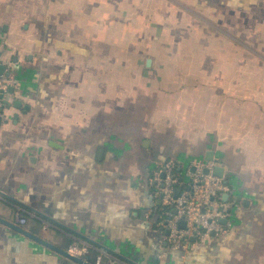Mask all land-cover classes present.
Listing matches in <instances>:
<instances>
[{"label":"crops","instance_id":"obj_1","mask_svg":"<svg viewBox=\"0 0 264 264\" xmlns=\"http://www.w3.org/2000/svg\"><path fill=\"white\" fill-rule=\"evenodd\" d=\"M0 58V218L123 264H264V0H0ZM210 151L228 232L173 250L151 174ZM0 264L78 263L0 223Z\"/></svg>","mask_w":264,"mask_h":264},{"label":"built area","instance_id":"obj_2","mask_svg":"<svg viewBox=\"0 0 264 264\" xmlns=\"http://www.w3.org/2000/svg\"><path fill=\"white\" fill-rule=\"evenodd\" d=\"M0 65L12 73L13 64L10 59L0 58ZM17 86L16 80L0 75V117L6 120L4 108L10 88ZM218 166L216 161H193L186 169H180L178 164L168 161L158 167L150 178L154 196L163 206V228L169 232L168 245L171 249H186L192 244L191 239L202 241L216 236L226 235L228 230L220 222L223 211H220L224 195L229 193V187L224 178L215 174ZM177 169V170H176ZM177 190L180 193L176 196ZM19 226L28 224V219L19 217ZM181 223L185 226L181 227ZM96 252L93 264H123L116 256L109 254L103 248L95 247L79 239L69 246L68 254L88 262L92 251Z\"/></svg>","mask_w":264,"mask_h":264},{"label":"water","instance_id":"obj_3","mask_svg":"<svg viewBox=\"0 0 264 264\" xmlns=\"http://www.w3.org/2000/svg\"><path fill=\"white\" fill-rule=\"evenodd\" d=\"M147 66L150 67L151 64H152V60L151 59H148L147 62H146ZM6 66L4 65H0V75H6V76H10L12 73L11 72H8L6 70ZM9 93L10 94H13L14 93V89L13 88H10L9 90ZM7 103V102H6ZM21 105V102L17 101L15 103V106L16 107H19ZM1 117H0V125H1ZM205 160L206 161H213L214 160V153L213 152H207L206 154V157H205ZM215 174L216 176L220 177V178H225V168L223 166H216L215 168ZM180 193V190H177L176 192V196ZM224 200H227L229 198V195L228 194H225L224 195ZM224 209L221 208L220 211H223ZM222 224H227L228 220L227 219H221L220 221ZM0 223L13 229V230H16L18 231L19 233L23 234L24 236L28 237V238H31L32 240L36 241V242H39L41 244H43L44 246H47L49 248H51L52 250L66 256L67 258H69L70 260H73L74 262L78 263V264H90V263H87V262H84L82 261L81 259H78L70 254H68V252L64 251V250H61L55 246H53L52 244L46 242L45 240H43L42 238L38 237V236H35L27 231H25L23 228H20L18 226H16L15 224H13L12 222L10 221H7L6 219H3V218H0ZM181 227H184L185 224L184 223H181L180 225ZM167 235H169V232L167 231ZM212 236H215V234L213 233ZM191 242H196V238H192L191 239Z\"/></svg>","mask_w":264,"mask_h":264},{"label":"trees","instance_id":"obj_4","mask_svg":"<svg viewBox=\"0 0 264 264\" xmlns=\"http://www.w3.org/2000/svg\"><path fill=\"white\" fill-rule=\"evenodd\" d=\"M177 164V163H176ZM156 170V169H155ZM155 170L153 171V173L155 172ZM177 170V169H176ZM153 173L151 174V177H152V175H153ZM224 180H225V182H226V184L228 185V187H229V189H230V187H231V184H230V179H229V175H227V177L226 178H224ZM230 191H231V189H230ZM219 201L221 202V203H223V199L221 198V199H219ZM226 227V226H225Z\"/></svg>","mask_w":264,"mask_h":264}]
</instances>
